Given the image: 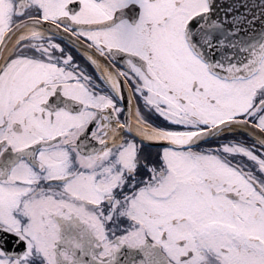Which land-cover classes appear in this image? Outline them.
I'll list each match as a JSON object with an SVG mask.
<instances>
[{"label":"snow or ice","instance_id":"1","mask_svg":"<svg viewBox=\"0 0 264 264\" xmlns=\"http://www.w3.org/2000/svg\"><path fill=\"white\" fill-rule=\"evenodd\" d=\"M0 264H264V0H0Z\"/></svg>","mask_w":264,"mask_h":264}]
</instances>
